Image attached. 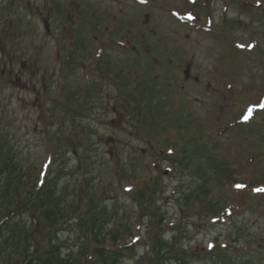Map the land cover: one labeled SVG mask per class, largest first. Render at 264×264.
Returning a JSON list of instances; mask_svg holds the SVG:
<instances>
[{"label": "rangeland", "instance_id": "1", "mask_svg": "<svg viewBox=\"0 0 264 264\" xmlns=\"http://www.w3.org/2000/svg\"><path fill=\"white\" fill-rule=\"evenodd\" d=\"M147 1L0 0V264H264V0Z\"/></svg>", "mask_w": 264, "mask_h": 264}, {"label": "trees", "instance_id": "2", "mask_svg": "<svg viewBox=\"0 0 264 264\" xmlns=\"http://www.w3.org/2000/svg\"><path fill=\"white\" fill-rule=\"evenodd\" d=\"M28 189H29V186L26 183H24V185L21 188H18L17 190H14L13 188H12V190L7 189L6 191L2 192V193H4V195H2L3 196L2 200L4 203L12 204L11 199L14 198L13 196L15 193L16 194H19V193L27 194V192H28L27 196L29 197V202L26 204L27 209H29L31 211H35V209L39 206L36 201L38 200V197H39L38 195H40L41 192L39 191L40 189L39 190L38 189H36V190L35 189H29L30 191H28ZM11 194H12V196H11ZM21 205L22 204H18L19 207ZM90 208L91 209L89 210V212L90 213L94 212L95 204L93 203L92 200L90 201ZM44 214H45V212H44ZM50 216H51V213H48V214H46L45 217L47 219H49V218H51ZM53 223L55 224V220L52 221V223L49 226H51ZM88 230H90V233H92V235H93L92 240H93L94 244H93V247L91 249V252H89L90 256L88 255L90 258L88 260L86 259V264H101L100 262H104V259L106 258V256L117 255V254L124 251L120 247H117L116 243L118 240L117 239L118 235L112 239V245L108 246V245L100 244L101 240L99 239V237H101V236H99V232H98L99 228L98 227H96V228L92 227L91 229H88ZM1 231L2 230H0V233H1ZM156 245H158L160 247V249L164 247V245L162 244V241H160V240L156 241ZM165 246H166V243H165ZM126 251H131V249H127ZM86 254H84V255H86ZM161 255H162V252H159V254H158L159 258L161 257ZM184 257H186L185 253L178 256L176 263L179 262V264H181V262H183L185 260ZM38 259H40V258H38ZM160 260H161V258H160ZM17 261H18L17 264H36V262H37V260L34 261L31 258L27 259V257H26V259L24 258L22 261H19V260H17Z\"/></svg>", "mask_w": 264, "mask_h": 264}, {"label": "snow or ice", "instance_id": "3", "mask_svg": "<svg viewBox=\"0 0 264 264\" xmlns=\"http://www.w3.org/2000/svg\"><path fill=\"white\" fill-rule=\"evenodd\" d=\"M261 191H264V190H261Z\"/></svg>", "mask_w": 264, "mask_h": 264}]
</instances>
